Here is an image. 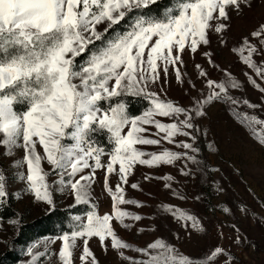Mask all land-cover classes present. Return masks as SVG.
<instances>
[{"label":"snow or ice","instance_id":"6c2138e0","mask_svg":"<svg viewBox=\"0 0 264 264\" xmlns=\"http://www.w3.org/2000/svg\"><path fill=\"white\" fill-rule=\"evenodd\" d=\"M156 2L0 0V146L6 149L5 156H11L16 148L24 150L22 159L13 165L17 169L26 166V171H17L15 175V179L23 182L21 194H31L35 201L52 206L53 185H56L55 190L70 189L76 204L89 205L95 171L106 169L104 188L112 200L111 214L98 215L92 205L87 212V222L79 225V230L58 237L63 242L57 253L60 264H73L78 239H82L84 245L80 255L82 264H87L89 258L91 264H98L88 247L91 238H98L105 249L108 248L106 241L116 250L131 247L119 238L112 222L127 229L132 225L125 223L126 219L142 220L140 215L120 208L124 204L140 206L137 201L125 198L123 187L128 184L136 165L154 168L172 165L182 157L195 160L186 152L165 149L157 154L140 150L137 145L161 142L145 135L148 131L145 125L153 126L157 134L163 133L161 139L169 144L176 143L195 153L199 151L194 147L200 131L197 118L207 115L205 106L216 100L238 103L228 94V88L240 85L226 69H221L226 73L224 81L216 82L200 64H194L209 94L203 100L193 96L196 85L192 83L187 92L191 107L161 99L149 90V85L161 81L162 73V83H167L172 72L176 81L184 84L181 68L187 67L183 59L185 53L193 56L201 53L213 70L219 69L214 54L207 50L212 44L211 36L215 34L219 47H229L226 34L231 29L232 13L242 16L246 8H252L254 0H174L175 6L167 8L161 17L148 16L141 11ZM133 15L135 19L125 31L110 36L115 26ZM229 51L264 80V66L254 59L259 57L264 61V22L235 41ZM82 56L86 58L77 62ZM249 82L256 83L251 79ZM125 95L141 96L150 107L141 115L131 116L125 103L114 100ZM105 101L111 103L105 106ZM243 103L257 107L249 105L247 100ZM156 116H182L183 119L162 123ZM250 119L255 124H264L255 116ZM97 130L108 134L111 148L107 152L91 139V133ZM253 135L264 144V134L254 132ZM178 136L188 137L192 143L177 142ZM38 147L42 148V153ZM105 155L107 164L101 161ZM45 161L50 166L49 171L43 168ZM90 161L94 162V167ZM86 169L90 170L87 174ZM113 173L120 181L114 187L108 180ZM50 175L58 177L51 184ZM153 178L143 177L146 181ZM164 179L173 178L165 176ZM131 187L136 189L139 185ZM8 196V178L0 169V203L6 202ZM162 209L177 220L192 221L193 227L199 229L196 218L183 210L168 204ZM232 227L234 232L238 231L235 225ZM230 240L240 245L243 238L234 234ZM134 250L147 257L135 264H193L161 239L144 249ZM28 255L32 256L28 264H33L37 256L31 248ZM204 255L208 264H230L231 261V255L223 246H214Z\"/></svg>","mask_w":264,"mask_h":264},{"label":"rangeland","instance_id":"374dc122","mask_svg":"<svg viewBox=\"0 0 264 264\" xmlns=\"http://www.w3.org/2000/svg\"><path fill=\"white\" fill-rule=\"evenodd\" d=\"M134 19L117 26V29L111 31L110 36L125 31ZM260 22H264V0H254L252 8H246L240 17L232 13L231 29L226 34L229 47ZM211 39V47L207 50L214 54L217 64L220 65L219 69L213 70L201 53L194 56L185 53L183 59L187 67L181 68L185 83H178L174 72L168 77L167 83H162V73V80L150 84L149 90L156 92L161 99H169L182 106L191 107L187 92L191 89L192 83L196 85L192 92L193 96L203 100L209 94L204 78L199 77L194 69V64H200L209 72V78L216 82H223L226 77V73L221 69H226L227 73L231 74V78L235 79L240 87L228 88V94L238 103L216 100L205 106L207 115L197 118V127L200 131L196 134L194 147L199 151L195 153L178 147L176 143L169 144L161 139L163 133L157 134L151 125L144 126L148 129L145 133L147 137L160 139L161 142L158 145H137L140 150L157 154L165 149L178 153L186 152L188 156H194L195 160L182 157L172 165L154 168L145 165L134 167L133 173L128 177V184L123 185L124 195L126 199L137 201L140 206L124 204L120 205V208L140 215L142 220L126 219L125 223L132 225L127 229L116 221L112 222L119 238L131 247L116 250L111 248L110 241H106L108 248L105 249L100 245L98 238L89 239L88 247L98 264H135L136 261L147 259L134 249H144L156 239L171 245L176 253L187 256L193 264H208L204 254L214 246H223L227 250L231 255L230 264H264V144L253 135L254 132L264 134V124H255L250 119L255 116L264 121V91L260 90L264 89V80L237 59L236 55L231 54L229 47H219L215 34ZM85 58L83 56L77 62H82ZM254 59L264 66V61H260L259 57ZM250 79L256 82L255 85L249 82ZM245 100L249 105L257 107L245 105L243 103ZM155 119L162 123H171L183 117L156 116ZM175 140L192 143L188 137L178 136ZM5 151L6 149L0 146V169L4 170L8 178L9 196L6 202L0 203V208L8 203L17 216L0 218V255L12 250L17 259L11 264H28L32 260V256L28 255L31 248L32 253L37 256L33 264H60L57 256L63 243L58 239L60 236L37 237L23 245H14L11 240L21 222L32 224L53 209H66L78 204L75 203L70 189L55 190L58 187L56 185H53L52 206L35 201L31 194H21L23 182L15 179V175L17 171H26V166L17 169L13 165L22 159L24 150L16 148L11 156L3 155ZM38 151L42 153L43 150L38 147ZM101 161L107 164L108 157L102 156ZM90 163L94 167V162ZM116 167L118 169V165ZM43 168L45 171L50 170L46 161ZM89 171L86 169L85 174ZM105 175L106 169H96L89 204L91 207L95 205L97 214L101 216L111 214L112 211L111 197L104 188ZM145 175L154 178L146 181L143 179ZM165 176H171L173 179L165 180ZM57 178L50 175L48 181L51 184ZM108 180L113 187L120 183L115 173L109 175ZM132 184L139 187L133 189ZM166 184L169 187L166 188L164 186ZM164 204L194 216L199 229L193 227L192 221L177 220L170 213H165L162 209ZM10 221L18 222L12 224ZM79 222L86 223L87 216L80 217ZM233 225L238 231L234 232ZM234 234L243 238L240 245L231 242L230 237ZM77 245L73 252V264H82L80 255L84 247L83 240L78 239ZM87 264H91V258Z\"/></svg>","mask_w":264,"mask_h":264},{"label":"trees","instance_id":"16d2710c","mask_svg":"<svg viewBox=\"0 0 264 264\" xmlns=\"http://www.w3.org/2000/svg\"><path fill=\"white\" fill-rule=\"evenodd\" d=\"M174 6V0H157V2L149 6L148 9L141 11L148 16L161 17L167 8ZM133 18H135V15L121 22L119 25L122 26L125 22ZM117 26H115L114 29H117ZM80 58L81 57L77 58V61ZM114 100H121L125 103L127 106L126 110L131 116L141 115L146 108L150 107L149 102L141 96L125 95L120 98H114ZM109 103L111 102H104L105 106ZM243 109L246 110V107L243 106ZM91 139L96 145L104 148L106 152L111 148L108 134L103 130H97L91 133ZM200 160L203 162L202 158H200ZM203 163L205 164V162ZM89 210H91V206L83 204L66 209H53L47 215L37 219L32 224H24L21 222L16 235L11 241L14 245H23L37 237L61 236L66 233L70 234L72 230H79V225H82L75 217L87 216ZM13 215L17 216V213L12 210L10 204L7 203L0 208L1 219L10 218ZM16 259L14 251L9 250L0 255V264H11L16 261Z\"/></svg>","mask_w":264,"mask_h":264}]
</instances>
